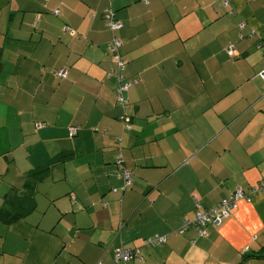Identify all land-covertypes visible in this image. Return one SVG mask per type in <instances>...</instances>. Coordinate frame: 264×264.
<instances>
[{
  "label": "crops",
  "instance_id": "1",
  "mask_svg": "<svg viewBox=\"0 0 264 264\" xmlns=\"http://www.w3.org/2000/svg\"><path fill=\"white\" fill-rule=\"evenodd\" d=\"M263 34L264 0H0V264H264V191L174 231L264 179Z\"/></svg>",
  "mask_w": 264,
  "mask_h": 264
},
{
  "label": "built area",
  "instance_id": "2",
  "mask_svg": "<svg viewBox=\"0 0 264 264\" xmlns=\"http://www.w3.org/2000/svg\"><path fill=\"white\" fill-rule=\"evenodd\" d=\"M224 5H228V0H222ZM57 12V10H55ZM104 21L106 26L114 31L117 29H120L123 26V22L119 19H116L113 15V12L105 9L104 10ZM244 23H241L240 26L242 27ZM264 36V34H263ZM121 45V42L119 39L114 37L110 41V46L113 51L114 60L117 65L118 71L116 74V78L118 80V88L116 89V103L119 106L126 108L127 107V92L131 85L135 82H137V78L134 79H126L123 76V68L125 65V60L121 58L120 53L118 51V47ZM227 51L233 50V45L229 44L227 46ZM66 71L65 68H60L57 71L58 76H65ZM260 75L264 77V69L261 70ZM125 121H129V117L125 116ZM69 131L71 134L76 133L77 127H70ZM125 177L127 179H130V173L126 171ZM259 190L264 191V179L260 180L256 185L250 187L247 191H245L242 187H236L235 190L227 197L219 201L218 203L202 209L198 210L195 217L192 220H185L183 225L178 229L179 232H183L190 224H193L194 226H199L200 234H206V229L204 228L206 224L213 223L216 225H219L222 223V221L229 216V213L232 209L236 208L238 205V202L241 199H249L250 192ZM168 238V234H162V235H154L147 237L143 240V245L147 246L150 244L157 245L162 244L166 241ZM138 249L132 250L131 248L125 247V246H118L115 249V260H124L127 261L129 258L133 257L135 254H139ZM97 264H100L98 262Z\"/></svg>",
  "mask_w": 264,
  "mask_h": 264
},
{
  "label": "trees",
  "instance_id": "3",
  "mask_svg": "<svg viewBox=\"0 0 264 264\" xmlns=\"http://www.w3.org/2000/svg\"><path fill=\"white\" fill-rule=\"evenodd\" d=\"M55 10H57V9H55ZM56 13H58V11L56 12ZM91 16V15H90ZM115 17V16H114ZM116 18V17H115ZM116 19H118V18H116ZM257 45L263 50V53H264V36L262 35L260 38H259V41H258V43H257ZM228 46V45H227ZM227 48V47H226ZM233 49H234V47H233ZM227 50V49H226ZM229 52V51H228ZM231 53H233V50L231 51V52H229V54H231ZM2 49H1V47H0V71L2 70ZM114 64L115 65H113V67L111 68V69H109V71H108V74L109 75H112V76H115L116 77V74H117V71H118V68H117V65H116V63H115V60H114ZM61 68H65V67H61ZM124 68H125V65H124ZM124 68H123V76H124V78H126V79H134V78H136V77H133V78H127V77H125V75H124ZM60 69V68H59ZM59 69H57V70H55L53 73L55 74V76L56 77H59V78H64L65 76H66V74H67V70H66V68H65V71H66V74H65V76H58L57 75V71L59 70ZM264 69V68H263ZM262 70V69H261ZM261 70L258 72V75L259 76H261L260 75V72H261ZM261 77H263V76H261ZM117 79V78H116ZM136 83V82H135ZM135 83H133V84H135ZM132 87V86H131ZM130 87V88H131ZM118 88V83H117V86H116V88H115V100H116V89ZM127 107L126 108H123V107H121L120 106V108L122 109V114H121V116H120V121H121V124H122V126H123V128L125 129V126H128L129 125V123H130V121L132 120V113H131V109H132V105H131V103H130V101H129V98H128V94H127ZM119 105V104H118ZM127 111V113H128V115H125V113L124 112H126ZM125 116H128L129 117V121L128 122H126L125 121ZM39 125V123H36V125ZM70 127H76V126H70ZM70 127H68V132H69V135H74V134H71L70 133V131H69V128ZM235 190V189H234ZM233 190V191H234ZM232 191V192H233ZM231 192V193H232ZM230 193V194H231ZM229 194V195H230ZM228 197V196H227ZM227 197H224V198H227ZM223 198V199H224ZM222 200V199H221ZM221 200H219V201H221ZM218 201V202H219ZM218 202H216V203H218ZM215 203V204H216ZM214 205V204H213ZM212 206V205H211ZM205 208H208V207H199V205L198 204H196V209H195V212H194V214H193V216L192 217H190V218H184L183 220H182V222H181V224L178 226V227H176L175 229H174V231L175 232H177L178 234H182V233H185L186 231H188L189 229H192V230H194V231H196V233L197 234H199L200 236H204V235H206L207 234V227L210 225V224H213V223H208V224H206L205 225V229H206V234H200V230H199V226H194L193 224H190L183 232H179V228L183 225V223H184V221L185 220H192L194 217H195V215H196V213H197V211L198 210H202V209H205ZM224 221V220H223ZM222 221V222H223ZM154 235H156V234H154ZM154 235H151V236H154ZM158 235H162V234H158ZM148 237H150V236H148ZM147 237H145L144 239H146ZM143 239V240H144ZM143 240H142V242H143ZM167 240V239H166ZM141 245H143V243L141 244ZM151 246H154L153 244H150ZM128 248H131L132 250H136V249H138L139 251H140V247H128ZM140 253V252H139ZM133 257H138V254H135V255H133ZM133 257H131V258H129L128 259V261L129 260H131ZM121 259H119V260H115V258H114V262H119Z\"/></svg>",
  "mask_w": 264,
  "mask_h": 264
},
{
  "label": "rangeland",
  "instance_id": "4",
  "mask_svg": "<svg viewBox=\"0 0 264 264\" xmlns=\"http://www.w3.org/2000/svg\"><path fill=\"white\" fill-rule=\"evenodd\" d=\"M51 13H52L53 15H55V16H58L57 13L55 12V9L51 10ZM71 33H72V31H71ZM114 251H115V250H114ZM114 258H115V252H114Z\"/></svg>",
  "mask_w": 264,
  "mask_h": 264
}]
</instances>
